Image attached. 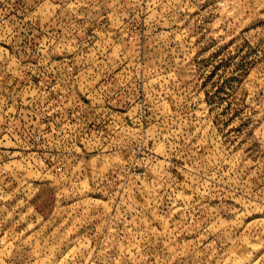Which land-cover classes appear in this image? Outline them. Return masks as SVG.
Masks as SVG:
<instances>
[{
	"label": "rangeland",
	"instance_id": "rangeland-1",
	"mask_svg": "<svg viewBox=\"0 0 264 264\" xmlns=\"http://www.w3.org/2000/svg\"><path fill=\"white\" fill-rule=\"evenodd\" d=\"M3 90L0 264H264V0H0Z\"/></svg>",
	"mask_w": 264,
	"mask_h": 264
},
{
	"label": "built area",
	"instance_id": "built-area-1",
	"mask_svg": "<svg viewBox=\"0 0 264 264\" xmlns=\"http://www.w3.org/2000/svg\"><path fill=\"white\" fill-rule=\"evenodd\" d=\"M10 75L14 74L15 80L22 81V82H28L29 85L32 83H35L37 85H40V92L45 93L47 95H57L58 98H61L65 95V93L74 91L75 87L79 83H85V88L87 91H95L99 90L102 91V88L105 87L104 80L106 79L107 75L104 72H101L99 70H93L90 71H76L71 68L69 69H44V70H38V71H24V72H9ZM23 77L27 79H22ZM94 82L96 85H90L89 83ZM87 85V86H86ZM17 91L14 95L9 94L5 90H3V94L0 97V101L2 103V106L6 108L5 112L0 113V116H2V119L4 121L0 122V128H1V139H8L11 140L13 143H15V147L18 148V151L25 153L26 151H29L30 148H33V145H29L26 141L22 140V137L24 136L25 129L22 126L21 119L16 120L14 114H11L10 112L7 114V109L10 108H21V104L23 101V97L20 96V94ZM119 92H114V98L118 96ZM17 100L19 101V106L17 105ZM114 113H120L118 110L119 108H113ZM107 118H105V121ZM18 121V125L16 123ZM14 123H16L17 131H12V128L14 127ZM13 132V133H12ZM6 137V138H5ZM35 137H39V135H35ZM44 159L42 161H46L47 164H50L48 159H45L46 157H43ZM62 164H56L54 166V170L56 172H59L62 170Z\"/></svg>",
	"mask_w": 264,
	"mask_h": 264
}]
</instances>
